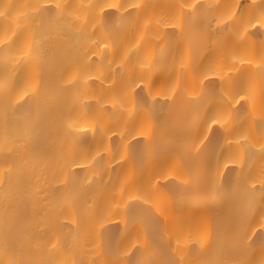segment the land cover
Here are the masks:
<instances>
[{
  "label": "bare ground",
  "instance_id": "6f19581e",
  "mask_svg": "<svg viewBox=\"0 0 264 264\" xmlns=\"http://www.w3.org/2000/svg\"><path fill=\"white\" fill-rule=\"evenodd\" d=\"M0 264H264V0H0Z\"/></svg>",
  "mask_w": 264,
  "mask_h": 264
}]
</instances>
